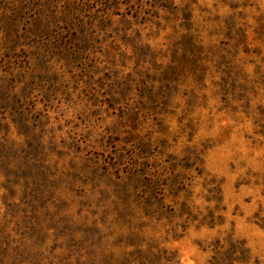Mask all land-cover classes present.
<instances>
[{
	"label": "rangeland",
	"instance_id": "rangeland-1",
	"mask_svg": "<svg viewBox=\"0 0 264 264\" xmlns=\"http://www.w3.org/2000/svg\"><path fill=\"white\" fill-rule=\"evenodd\" d=\"M0 264H264V0H0Z\"/></svg>",
	"mask_w": 264,
	"mask_h": 264
}]
</instances>
